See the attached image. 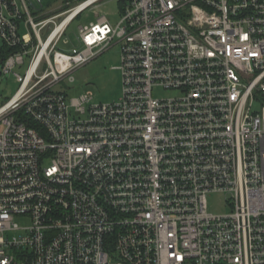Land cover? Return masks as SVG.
<instances>
[{
  "label": "built area",
  "instance_id": "obj_1",
  "mask_svg": "<svg viewBox=\"0 0 264 264\" xmlns=\"http://www.w3.org/2000/svg\"><path fill=\"white\" fill-rule=\"evenodd\" d=\"M101 1L0 0V264H264V0H118L58 50ZM114 39L120 98L67 97Z\"/></svg>",
  "mask_w": 264,
  "mask_h": 264
},
{
  "label": "rangeland",
  "instance_id": "obj_2",
  "mask_svg": "<svg viewBox=\"0 0 264 264\" xmlns=\"http://www.w3.org/2000/svg\"><path fill=\"white\" fill-rule=\"evenodd\" d=\"M65 0H43L44 9L47 12L56 11L64 6ZM105 15L111 24H115L119 18L118 0H103L97 6H92L83 11L72 23H70L62 39L59 40L57 49L63 52L71 51L73 44H76L75 36L80 25H86L96 21L97 15ZM68 41L65 43L64 41ZM114 42L101 54H98L88 62L77 66L71 73L72 80L66 78L59 84V88L64 89L67 97H76L80 94L91 92L93 101L98 103H108L116 101L121 96V71L120 65L121 46ZM4 42L0 38V48ZM78 48H80L78 46ZM27 62L22 67H16L15 71L23 74ZM19 82L12 72L4 73L2 62H0V106L10 98L17 90ZM157 97H169L175 92L155 89ZM254 109H258V103H254ZM2 126L0 125V130ZM226 193L212 192L207 194L209 210L214 213H225L230 210L226 202Z\"/></svg>",
  "mask_w": 264,
  "mask_h": 264
},
{
  "label": "trees",
  "instance_id": "obj_3",
  "mask_svg": "<svg viewBox=\"0 0 264 264\" xmlns=\"http://www.w3.org/2000/svg\"><path fill=\"white\" fill-rule=\"evenodd\" d=\"M14 50V48H10L4 44V46L0 48V62H2Z\"/></svg>",
  "mask_w": 264,
  "mask_h": 264
}]
</instances>
